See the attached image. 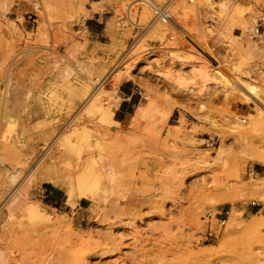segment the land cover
Returning a JSON list of instances; mask_svg holds the SVG:
<instances>
[{
    "label": "rangeland",
    "instance_id": "1",
    "mask_svg": "<svg viewBox=\"0 0 264 264\" xmlns=\"http://www.w3.org/2000/svg\"><path fill=\"white\" fill-rule=\"evenodd\" d=\"M170 2L173 26L154 9L142 26L143 0H0V264H264V0L157 5ZM72 78L92 86L89 100L51 104ZM126 90L137 107L125 126L85 113L98 99L117 107ZM258 123L247 145L215 126ZM85 128L83 159L69 167L60 135ZM87 158L98 175L91 200L29 177L38 160L67 176ZM207 210L228 217L214 241Z\"/></svg>",
    "mask_w": 264,
    "mask_h": 264
},
{
    "label": "bare ground",
    "instance_id": "2",
    "mask_svg": "<svg viewBox=\"0 0 264 264\" xmlns=\"http://www.w3.org/2000/svg\"><path fill=\"white\" fill-rule=\"evenodd\" d=\"M159 1H162V0H143L144 7H143V11L141 13V20H140L141 25L144 21H146L150 18V11H152V9H154V7L158 4L157 2H159ZM245 6H247V5L244 1L238 2L236 4V15L234 14L233 17L235 18L236 16H238L241 13L242 8H244ZM184 12H186V11H184ZM187 13H190V12L187 11ZM184 14H186V13H184ZM218 24H221V23H218ZM143 25H145V24H143ZM237 64H238V62H237ZM229 65L226 64L223 66V71L225 73V79H228L230 81L233 91L234 90L240 91L239 89H236L238 87H234V85H233V83H234L233 77L235 75L232 74L231 68L233 69V67L230 68ZM233 66H235V65H233ZM67 72H68V70H67ZM229 74H231V76ZM236 74H237V72H236ZM235 78H237V80L240 81L238 79V76ZM97 80L98 79L94 80L93 82H96ZM242 84H244V83H242ZM91 89H92V86L90 84L83 82V81L80 82V80H76V79L72 78L71 82H65L64 84H61L60 86H58L56 89L50 91L49 94H50L51 104H53L57 101H60L62 104L68 105L71 108V110H73L80 103H85L87 100H89V92ZM250 89H252V88H250ZM252 94L253 93H251L250 91H247L248 97L247 96L246 97L248 98V101L254 100V96ZM243 95H246V94H243ZM259 104L261 105L260 107L263 106L261 103H259ZM77 112H78V110H77ZM86 112L92 116L100 115L101 119L105 122H112L113 121L112 110L110 108H104V106H102L101 101L99 99L96 100L95 102L91 103V105L85 109V113ZM72 117H74V116H72ZM58 120H60V119L58 118ZM71 121H72V119H71ZM215 126L219 129H221V133L223 134V136H225L229 133L235 134L236 136L238 135L243 140L245 145H247V143H246L248 140L247 136L253 134L254 132H257L260 124L258 123V124L252 125L250 127L251 131H244L245 128L244 129L241 128L240 126H238V124H234V127H229V128H226V127L220 128L219 125H217V124H215ZM63 128H64V126H63ZM261 128H260V130H261ZM72 131H71V134L67 133L68 135L65 134V132L61 133V135H60L61 138L59 140V142H60L59 150L65 156L68 157L66 164L69 167H72V161H73L72 158H75V160L77 161L78 164L81 163V161L83 159V156H82L83 151H84L86 145L88 144V142L86 141L87 128L82 129V130L81 129L80 130L74 129ZM60 132H62V131H60ZM262 139H264V138H262ZM51 144H53V143H51ZM218 155H220L219 152H218ZM256 159L264 162V157L257 156ZM32 166L30 168H32ZM97 176L98 175H97L96 166H95L93 158H89L88 160H86L84 162V164L82 165V167L79 168V170L76 173L71 174V175H67V176L62 175L58 171L57 167L50 160H44L43 162H41V160H38L35 163V165L33 166V169L31 170V172L29 174V177L33 181L37 180V182H40V183H42L43 181H47V182L52 183L54 185H59V186L64 185L66 188L69 189V192L71 195L70 200L72 202L75 201L76 197H81V198L88 199V200H91L93 198L94 193L98 189ZM11 181H13V182L16 181V175L11 176ZM260 186H261V184L258 183L257 187H260ZM18 195L19 194H17V191L13 192L12 200H16V201L19 200L20 201L21 198H19ZM36 208L40 209V208H43V206L41 204H39L38 207H36ZM51 215L52 214L48 211L43 216L49 217ZM260 225H262V224L257 222V221H252L250 223V227H258L259 228Z\"/></svg>",
    "mask_w": 264,
    "mask_h": 264
},
{
    "label": "built area",
    "instance_id": "3",
    "mask_svg": "<svg viewBox=\"0 0 264 264\" xmlns=\"http://www.w3.org/2000/svg\"><path fill=\"white\" fill-rule=\"evenodd\" d=\"M195 2L196 0H188L189 4H194ZM35 10H37L36 7H35ZM205 17L208 23L212 25H217L219 23L218 19L212 16L211 14H206ZM154 20L158 21L160 24H163V25L173 26V24L175 23V20H174V13L171 7V2L163 4V5H156L154 7ZM254 33H255L254 37L259 36L260 26H258L255 29ZM174 38L175 37L173 35L170 36L171 40H173ZM136 93L140 95L142 94V89L138 86L136 87ZM228 120L241 123V124L247 123V119L241 117L240 115L228 117ZM210 142H211V145H214L215 139L211 138ZM41 194L44 197H48L49 191L42 186ZM252 206L254 207L258 206V204L256 202H253ZM228 213L229 212H226L227 215ZM227 221H228V217H225L223 213H214L213 211L207 210L203 217V225L205 228V235L207 239H209L210 241H214L215 239H218L221 230L226 227Z\"/></svg>",
    "mask_w": 264,
    "mask_h": 264
},
{
    "label": "crops",
    "instance_id": "4",
    "mask_svg": "<svg viewBox=\"0 0 264 264\" xmlns=\"http://www.w3.org/2000/svg\"><path fill=\"white\" fill-rule=\"evenodd\" d=\"M100 24V23H98ZM100 27V25H97ZM85 30L90 34L93 35L95 37H99V36H104L105 34V29H95L93 27H91V23L88 22L85 25ZM123 93V96L121 97V102L119 103V105H117V107H114L113 109L110 108L112 110V119H113V123L114 125H112L111 127H123L125 126L128 121L130 120V117L132 116L131 114V108H136L137 104H133L132 102H134L132 95H134V91L133 93H130L128 90H126V93L121 91V94ZM120 95V94H119ZM104 108H109L106 107L105 105H103ZM99 118V117H97ZM100 121V119H99ZM101 123V121H100ZM102 124V123H101ZM43 185H51L52 188L55 189L56 193H60L63 192V188L59 185H54L52 183H49L47 181H43L42 182Z\"/></svg>",
    "mask_w": 264,
    "mask_h": 264
}]
</instances>
